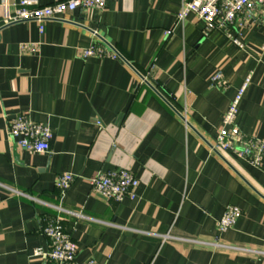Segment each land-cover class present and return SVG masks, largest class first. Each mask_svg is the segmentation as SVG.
<instances>
[{
	"label": "crops",
	"instance_id": "0c3cea01",
	"mask_svg": "<svg viewBox=\"0 0 264 264\" xmlns=\"http://www.w3.org/2000/svg\"><path fill=\"white\" fill-rule=\"evenodd\" d=\"M20 1L0 0V264H54L32 252L47 248L43 219L58 206L77 262L264 264V159L256 168L211 149L247 76L236 124L264 140L262 18L241 14V25L228 28L240 49L194 14L176 24L188 0H106L102 12L45 21L42 33L36 21L4 23ZM26 43L37 52H20ZM92 44L121 57L82 58ZM217 71L224 87L211 83ZM20 115L49 126L48 154L8 135ZM122 169L139 182L136 199L91 193L93 174ZM64 173L75 180L60 199L55 183ZM229 205L241 215L220 233Z\"/></svg>",
	"mask_w": 264,
	"mask_h": 264
},
{
	"label": "built area",
	"instance_id": "2783aa9c",
	"mask_svg": "<svg viewBox=\"0 0 264 264\" xmlns=\"http://www.w3.org/2000/svg\"><path fill=\"white\" fill-rule=\"evenodd\" d=\"M34 0H21L15 8L12 16L5 20V24L15 22L36 21L39 24V32L44 30L43 23L47 20L57 19L62 14L80 10L86 12L105 10L106 0H65L55 2L51 5L28 9ZM194 14L202 20L207 30L212 28L223 30L226 36L240 49L244 47L240 36H232L228 28L236 23L240 26L238 17L244 14L251 17L252 14L262 18L264 24V0H188L181 5L180 12L176 16V24H180L189 15ZM172 29L165 32L168 37ZM20 52L35 53L38 45L26 43L19 45ZM264 51V40L260 47ZM81 57L118 59L120 54L112 47L92 44L80 50ZM152 68H150L151 70ZM145 80V79H144ZM213 86L224 87L221 71H217L211 78ZM250 76H247L234 96L222 117L221 126L211 149L234 155L240 160L248 162L251 166L259 168L264 159V140L243 133L236 124V117L243 95L249 86ZM179 112V111H178ZM181 116H185L179 112ZM8 135L16 140L19 148L31 153L48 154L50 152V141L52 132L48 125L30 121L25 115L16 116L7 124ZM75 175L64 173L56 178L55 186L59 190L60 199L74 182ZM90 191L92 194L104 199L121 203L126 199L137 198L138 180L128 170H115L109 172H97L89 178ZM36 201V200H35ZM57 214L45 217L41 228L42 235L47 239V248L33 250L32 256L45 262L54 264H101L95 260L77 262V248L75 242L66 232L60 214L65 212L60 206L56 207ZM241 215V210L233 205L225 208L221 218L217 222L220 233L230 230ZM219 246V244H214Z\"/></svg>",
	"mask_w": 264,
	"mask_h": 264
},
{
	"label": "water",
	"instance_id": "95a60500",
	"mask_svg": "<svg viewBox=\"0 0 264 264\" xmlns=\"http://www.w3.org/2000/svg\"><path fill=\"white\" fill-rule=\"evenodd\" d=\"M109 46H110V45H109ZM110 47H111V46H110ZM122 59H123V58H122ZM130 67H131V66H130ZM142 79H143V77H142ZM174 110H175V109H174ZM175 112L177 113V115H178V116H179L181 119L185 120V119H184V117H183V116H181V115L179 114V112H178V111H176V110H175ZM186 123H187V122H186Z\"/></svg>",
	"mask_w": 264,
	"mask_h": 264
}]
</instances>
